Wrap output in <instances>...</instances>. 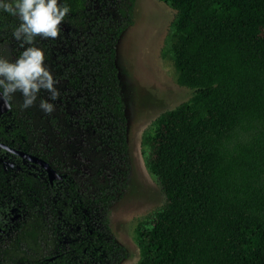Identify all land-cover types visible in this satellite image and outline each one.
<instances>
[{
    "label": "trees",
    "instance_id": "1",
    "mask_svg": "<svg viewBox=\"0 0 264 264\" xmlns=\"http://www.w3.org/2000/svg\"><path fill=\"white\" fill-rule=\"evenodd\" d=\"M136 1L59 0L70 8L59 38L35 40L60 96L45 114L36 104L46 91L28 109L16 93L0 140L43 157L63 179L52 184L43 169L16 172L0 158V202L19 207L13 226L25 235L0 243L10 264H118L127 255L110 210L129 184L116 54ZM161 1L176 10L163 55L194 91L145 137L165 202L135 228L137 264H264V0ZM17 24L0 10V57L10 61L24 50L12 37ZM70 137L92 155L90 175L61 158Z\"/></svg>",
    "mask_w": 264,
    "mask_h": 264
},
{
    "label": "rangeland",
    "instance_id": "2",
    "mask_svg": "<svg viewBox=\"0 0 264 264\" xmlns=\"http://www.w3.org/2000/svg\"><path fill=\"white\" fill-rule=\"evenodd\" d=\"M175 13L176 10L164 1L137 0L134 22L125 29L117 44L116 63L128 118L130 162L128 187L113 202L110 210L112 231L127 250V255L118 264H137L141 250L135 228L139 221L149 220L150 215L165 202V195L148 165L149 147L144 142L145 137L153 131L155 119L162 112L187 101L194 91L178 83L172 61L163 55ZM70 139V145L60 148L61 158H67L68 165L73 166L76 175H90L92 155L88 156L79 150L81 137L75 141ZM0 158L6 165L42 174L40 167L10 152L0 151ZM16 232L20 235L16 239L23 242L25 235L21 229ZM14 239H8L3 248ZM0 262L10 264V260L4 261L2 257Z\"/></svg>",
    "mask_w": 264,
    "mask_h": 264
},
{
    "label": "clouds",
    "instance_id": "3",
    "mask_svg": "<svg viewBox=\"0 0 264 264\" xmlns=\"http://www.w3.org/2000/svg\"><path fill=\"white\" fill-rule=\"evenodd\" d=\"M0 10L18 20L12 37L24 49L14 61L0 57V100L11 107L14 95L20 93L23 98L20 107L28 109L36 104L43 90L49 95L40 100L38 107L45 114H51L55 106L49 101L60 96L58 82L44 63V51L33 45L37 37L58 39L59 26L70 8L59 0H0ZM0 149L9 151L6 145H0Z\"/></svg>",
    "mask_w": 264,
    "mask_h": 264
},
{
    "label": "flooded vegetation",
    "instance_id": "4",
    "mask_svg": "<svg viewBox=\"0 0 264 264\" xmlns=\"http://www.w3.org/2000/svg\"><path fill=\"white\" fill-rule=\"evenodd\" d=\"M9 44L13 45V43H9ZM17 45L20 46L19 42H17ZM10 108H12V103H11V107ZM4 113H6V112H4ZM1 114H3V113H0V115ZM17 148H19V147H17ZM6 152H9V151H6ZM10 153H12V152H10ZM12 154L17 156V157H20V156L14 154V153H12ZM20 158L23 159L22 157H20ZM38 167H40V166H38ZM40 168L45 171L46 177L48 179V175H47L46 170L44 168H42V167H40ZM22 170H23V168H16V172L17 171H22ZM60 173H62V172H60ZM9 178H11V177H9ZM54 182H55V180L53 182H51V183L53 184ZM0 204L2 205V207H1L2 209H0V243H4V241H8V239H11V238H15L16 239V238L20 237L19 233L16 232V231L20 230V228L17 227L16 225L13 226L14 219H15V216H16V215L14 216V213L17 214L16 209H18L19 207L16 204H14L10 199H7L6 203L5 202H0ZM21 204H23V203H18V205H21Z\"/></svg>",
    "mask_w": 264,
    "mask_h": 264
},
{
    "label": "water",
    "instance_id": "5",
    "mask_svg": "<svg viewBox=\"0 0 264 264\" xmlns=\"http://www.w3.org/2000/svg\"><path fill=\"white\" fill-rule=\"evenodd\" d=\"M10 110V107L6 106L3 100H0V113H4ZM0 145H6L9 149V152H12L23 159L29 160L30 162L35 163L36 165L44 168L47 172L48 179L53 182L54 180H60L63 178V174L60 173L54 166L50 164L49 161L43 157L34 154L30 151L24 150L22 148L14 147L4 141L0 140Z\"/></svg>",
    "mask_w": 264,
    "mask_h": 264
}]
</instances>
